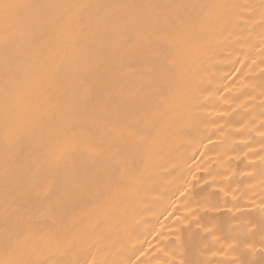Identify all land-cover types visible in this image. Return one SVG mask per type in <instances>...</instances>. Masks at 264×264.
<instances>
[{"label": "bare ground", "instance_id": "obj_1", "mask_svg": "<svg viewBox=\"0 0 264 264\" xmlns=\"http://www.w3.org/2000/svg\"><path fill=\"white\" fill-rule=\"evenodd\" d=\"M262 244L264 0H0V264Z\"/></svg>", "mask_w": 264, "mask_h": 264}, {"label": "snow or ice", "instance_id": "obj_2", "mask_svg": "<svg viewBox=\"0 0 264 264\" xmlns=\"http://www.w3.org/2000/svg\"><path fill=\"white\" fill-rule=\"evenodd\" d=\"M5 7H8V6L6 5ZM262 250H264V244H262ZM240 264H244V262L241 261Z\"/></svg>", "mask_w": 264, "mask_h": 264}]
</instances>
